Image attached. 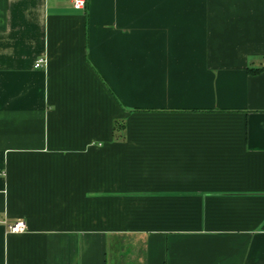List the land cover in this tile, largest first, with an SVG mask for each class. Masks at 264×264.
I'll return each instance as SVG.
<instances>
[{
    "label": "crops",
    "instance_id": "0c3cea01",
    "mask_svg": "<svg viewBox=\"0 0 264 264\" xmlns=\"http://www.w3.org/2000/svg\"><path fill=\"white\" fill-rule=\"evenodd\" d=\"M0 172V264H264V0H0Z\"/></svg>",
    "mask_w": 264,
    "mask_h": 264
},
{
    "label": "built area",
    "instance_id": "2783aa9c",
    "mask_svg": "<svg viewBox=\"0 0 264 264\" xmlns=\"http://www.w3.org/2000/svg\"><path fill=\"white\" fill-rule=\"evenodd\" d=\"M73 3L76 10L83 11L86 8L87 0H73ZM45 66L46 61L44 59L38 60L35 64V68L37 69L44 68ZM2 175L3 173L0 172V176ZM8 228L11 233H24L27 231V224L24 220H18L15 223L9 225Z\"/></svg>",
    "mask_w": 264,
    "mask_h": 264
},
{
    "label": "trees",
    "instance_id": "16d2710c",
    "mask_svg": "<svg viewBox=\"0 0 264 264\" xmlns=\"http://www.w3.org/2000/svg\"><path fill=\"white\" fill-rule=\"evenodd\" d=\"M250 74H256V72L253 70H250Z\"/></svg>",
    "mask_w": 264,
    "mask_h": 264
}]
</instances>
